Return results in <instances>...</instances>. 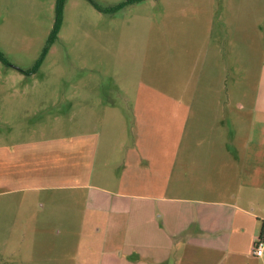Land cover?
I'll use <instances>...</instances> for the list:
<instances>
[{"label": "rangeland", "instance_id": "374dc122", "mask_svg": "<svg viewBox=\"0 0 264 264\" xmlns=\"http://www.w3.org/2000/svg\"><path fill=\"white\" fill-rule=\"evenodd\" d=\"M126 1L0 0V147L36 141L75 171L94 155L89 185L0 181V264L93 263L109 214L93 189L108 203L208 195L199 181L220 167L198 170L199 140L264 154V0Z\"/></svg>", "mask_w": 264, "mask_h": 264}, {"label": "crops", "instance_id": "0c3cea01", "mask_svg": "<svg viewBox=\"0 0 264 264\" xmlns=\"http://www.w3.org/2000/svg\"><path fill=\"white\" fill-rule=\"evenodd\" d=\"M207 142L211 148L206 154L201 152L202 140L195 147L198 170L210 167H203V162L212 161L220 168L216 175L199 181L209 193L206 196L172 202H164L165 197L139 196L141 202H132L128 194H115L108 203L109 199L103 200V189H93L92 207L103 210L106 205L109 214L104 251L95 254L93 263L85 264H264V251L260 257L252 255L264 222V154L238 158L225 146L226 151L216 155V140ZM47 154L45 147L31 140L0 147L2 186L7 192H26L67 188L70 178L88 184L94 155H77L75 171L67 155L51 166Z\"/></svg>", "mask_w": 264, "mask_h": 264}, {"label": "trees", "instance_id": "16d2710c", "mask_svg": "<svg viewBox=\"0 0 264 264\" xmlns=\"http://www.w3.org/2000/svg\"><path fill=\"white\" fill-rule=\"evenodd\" d=\"M141 1H143V0H127L125 3L121 4L119 7H122V6H125V5H128V4H136V3L141 2ZM58 15H60V8H58ZM56 33H57V26L55 25V27H54V29H53V31L51 33V36H50V43L56 37ZM0 60L2 62L6 63L4 57L1 54H0ZM258 238H260L261 240H264V222H262V224H261V229H260Z\"/></svg>", "mask_w": 264, "mask_h": 264}, {"label": "built area", "instance_id": "2783aa9c", "mask_svg": "<svg viewBox=\"0 0 264 264\" xmlns=\"http://www.w3.org/2000/svg\"><path fill=\"white\" fill-rule=\"evenodd\" d=\"M264 251V240L257 238L254 241L253 248H252V255L256 257H260Z\"/></svg>", "mask_w": 264, "mask_h": 264}]
</instances>
